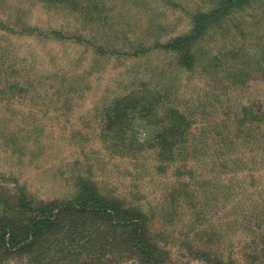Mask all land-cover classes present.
Returning a JSON list of instances; mask_svg holds the SVG:
<instances>
[{
	"label": "rangeland",
	"instance_id": "1",
	"mask_svg": "<svg viewBox=\"0 0 264 264\" xmlns=\"http://www.w3.org/2000/svg\"><path fill=\"white\" fill-rule=\"evenodd\" d=\"M102 1L106 9L96 16L107 19L92 24L67 7L37 0H0L4 28L0 30V200L13 197L17 185L36 200H66L72 197L77 178H84L93 181L101 195L147 215L150 229L163 233L157 237L166 256L162 264H204L186 247L209 241L214 232L225 257L239 264H264V173L254 174L256 183H248L250 187H234V201L224 203L221 195L208 198L206 190L193 182L206 175L215 183L224 176L241 181L238 177L247 179L245 172L220 174L218 166L208 169L207 161L201 160L186 162L193 166L189 169L193 174L187 175L186 167L187 174H177L159 157L158 148L148 145L154 128L143 120H136V139L128 143L124 137L131 132L120 139L102 133L105 104L144 83L156 86L168 95L169 104L199 122L221 125L225 118H237L243 106L264 109V0H255L252 7L231 17L241 29L235 39L220 29L212 30L198 49L208 56L219 54L220 59L211 65L210 57H201L193 71L179 68L172 55L156 50L138 57L114 53L127 50L124 40L108 39L106 44L102 33H126L131 42L144 45L166 41L188 33L191 14L212 9L217 0ZM232 23L226 20L224 29L229 27L231 32ZM26 26L41 32L60 30L89 42L54 41L25 32ZM98 45L104 46V52ZM239 49L242 56H230L228 51ZM181 182L190 188V196L181 195ZM243 189L248 190L245 195ZM161 208L168 210L162 215ZM84 220V229L72 234L77 243L73 258H85L90 264L98 259L101 264H136L120 232L114 231L113 237L123 255L112 254L106 242L102 253H87L84 249L100 252L94 243H86L95 235L94 228L100 236L108 230L112 234V228ZM54 249L52 256H65L58 247ZM29 260L14 258L4 264Z\"/></svg>",
	"mask_w": 264,
	"mask_h": 264
},
{
	"label": "trees",
	"instance_id": "2",
	"mask_svg": "<svg viewBox=\"0 0 264 264\" xmlns=\"http://www.w3.org/2000/svg\"><path fill=\"white\" fill-rule=\"evenodd\" d=\"M37 1L48 6L57 5L78 11L92 24L107 19L104 16L99 18L96 16L97 13L106 9L107 5L102 0ZM253 2L255 0H217L212 9L191 14V28L188 33L177 35L166 41L152 40L144 45L141 44L143 42L139 44L131 42L132 39L128 38L126 33L123 36L122 33L106 32L102 33L101 40H104L106 44H109L110 39L124 40V45H126L124 49L127 50H113L114 53L124 55V57H138L156 50L172 55L175 65L179 68L193 71L198 67L201 57L204 56L211 58L208 64L216 65L215 62L220 59L219 54L208 56L205 51H201V48L198 49V46L214 29L226 32L224 34H232L235 39V35L241 34V29L237 28L238 23L234 22L231 17L252 7ZM121 4H124V1H121ZM228 19L233 22L231 32L227 31L230 30L229 27L227 30L224 29V24ZM1 23L3 22L0 20V30H3ZM24 31L48 37L54 41L72 40L80 44L84 41L89 42L82 36L68 35L60 30L41 32L35 27L26 26ZM113 47L114 45L110 44V48ZM97 49L104 52L102 45H98ZM234 51H228L233 58L238 59L239 53L243 55L240 49ZM225 58H228L227 54ZM262 62L264 63V56ZM257 66L262 67L260 64ZM245 74L246 72L243 71L242 75ZM237 75L241 76L240 73ZM167 97L168 95L156 86L147 83L133 86L125 94H116L102 109V133H108L103 136L120 139L126 133L131 132L130 139L124 137V141L128 143L135 138L136 120H143L153 125L154 128V134L148 139V145L157 147L159 157L177 170V174H187L186 168L189 170L193 167L186 166V162L195 161L197 164L201 160L207 161L204 164H207L208 169L218 166L221 170L220 174L245 172L247 179L238 177L241 181H233V177L224 176L220 179L221 181L215 183L210 175H206L201 177V180L193 182L196 187L206 190L205 195L208 198L221 195L224 203L234 201L237 195V193L234 195V187L240 190L245 184L250 187L248 183H256L254 174L257 176L256 173H264V109L261 106H243L236 114L237 118H225L219 125L217 122H199L193 116L189 117V114L169 104L166 101L169 99ZM191 127L192 133H190ZM209 130H212L214 134H211ZM212 170L214 171L215 168L213 167ZM189 174H193L191 170L187 175ZM181 184H183L180 186L181 190H184L181 195L187 193V196H190V188L184 182ZM180 187L175 189H180ZM247 191L243 189L241 193L245 195ZM241 193H239L240 198ZM167 210V208H161L159 212L163 215ZM84 218L112 228V234L108 230L104 234L106 236L98 235L96 231L98 228H94L95 235L86 243H94L100 252L89 251L91 248L84 249L90 255L102 253V244L105 242L112 254L123 255L122 251H119V241L113 237L115 231L123 236L125 234L129 250L136 257V264H162L164 262L166 256L157 238L163 233L153 232L150 229V220L143 211L120 205L117 200L101 195L96 190L93 181L77 178L72 197L66 200H36L19 185L16 186L13 197L8 196L7 199L0 200V264L14 258L30 259L25 264H61L62 259L68 262L65 264H90L85 258L81 261L78 257L73 258L77 243L72 238V234L74 235L76 230L84 229L86 223ZM55 235H59L61 239L52 238ZM211 235L213 237L204 243L198 241L195 244L192 242V245L187 244L186 250L190 251L195 258L202 260L204 264H239L231 257L224 256L218 248V244H221L219 236L215 235V232ZM182 236L186 238L188 234ZM209 244L211 248L207 247ZM56 247L65 252L63 258L57 259L51 255ZM99 261L98 259L96 264H101Z\"/></svg>",
	"mask_w": 264,
	"mask_h": 264
}]
</instances>
